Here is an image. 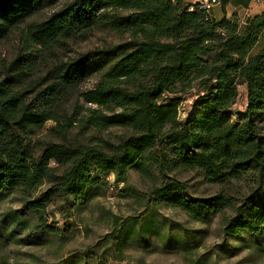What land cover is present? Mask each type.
<instances>
[{
    "label": "trees",
    "instance_id": "trees-1",
    "mask_svg": "<svg viewBox=\"0 0 264 264\" xmlns=\"http://www.w3.org/2000/svg\"><path fill=\"white\" fill-rule=\"evenodd\" d=\"M58 1L0 0V43L27 17ZM188 8L186 0H72L22 30L19 55L0 79V197L23 204L4 215L10 236L27 232L19 241L65 246L68 236L49 224L48 207L77 219L105 198L111 175L123 185L118 197L135 203L138 212L130 218L103 213L111 230L106 240L120 254L130 243L146 245L155 237L187 264H208L199 256L207 231L191 225L208 224L213 215L220 216L224 237L264 234V49L256 47L262 26L240 27L237 19L216 21ZM94 30L131 38L59 64L49 77H32L57 49ZM96 72L102 73L98 83L80 95L93 108L82 116L75 103L70 114V91ZM240 87L248 92L247 109L233 122L229 112ZM192 90L199 102L186 123L179 120L182 97L159 102L166 93ZM50 121L63 143L36 155L27 134ZM115 127L127 131L118 144L95 139L87 146L67 138L73 128ZM133 168L149 191L130 183ZM182 172H194L215 193L193 195L188 183L172 175ZM164 206L180 209L187 222L162 221ZM65 264L86 263L77 258Z\"/></svg>",
    "mask_w": 264,
    "mask_h": 264
},
{
    "label": "rangeland",
    "instance_id": "rangeland-1",
    "mask_svg": "<svg viewBox=\"0 0 264 264\" xmlns=\"http://www.w3.org/2000/svg\"><path fill=\"white\" fill-rule=\"evenodd\" d=\"M72 0H59L54 7H47L38 13L27 17L21 30H14L4 42L0 43V79H3L7 67L19 55L22 47V30L30 23H40L47 20L52 14L60 10L61 7ZM224 0L221 2L223 3ZM129 34L118 35L107 30H94L85 35H79L72 38L65 49H57L56 55H52L46 62H42L37 73L32 77L41 79L49 77L56 69V66L62 63L71 62V60L85 55L90 51L113 48L119 44H125L130 41ZM102 76L101 72H96L89 76L84 83L72 88L69 100L66 104L67 111L72 114L75 103H78L82 116L87 115V108L91 104H86L80 95L89 89L95 87ZM31 77V76H30ZM29 80L28 76L23 78L24 82ZM247 90L245 87L239 88V98L230 110V118L233 122H238L240 117L247 109ZM176 96L182 97L180 104L179 120L186 123L197 111L199 96L195 90L183 95L166 93L159 100L160 104H165L170 98ZM55 123L48 122L43 129H33L28 132L26 140L29 150L37 153L47 147L49 144L63 143L59 137H56L50 129ZM127 131L121 127L111 128L107 131L99 132L95 129H88L82 132L78 128H73L68 133V140L83 145H93L97 140L101 143L111 142L118 144L119 138L125 135ZM166 148V145H165ZM168 149V148H167ZM169 152V150H167ZM153 173L157 175L155 169ZM182 182L188 183V187L193 195L199 197H208L215 193L216 187L207 185L195 175V173H172ZM110 188L105 198L98 199L91 203L90 208L79 215L77 219H64L61 211L55 206H49L47 214L49 224L60 228L68 236L69 241L65 246H59L60 243L41 245L37 242H21L19 239H25L29 234L27 232H17L15 238L10 236L9 229L5 227L4 215L16 210H21L23 204L14 197H0V261L4 264H65L68 260L82 259L86 264H187L182 253L168 249L157 238L153 237L146 245L130 243L123 248L120 254L111 241L106 240V236L111 233L110 224L103 214L112 212L114 215H122L126 218L138 215L136 214L135 203L118 197L119 190L123 187L121 183L114 182V176H108ZM130 183L141 191H149L148 184L142 180L139 172L134 168L130 172ZM160 219L173 225L185 224L187 217L180 209H173L164 206L160 209ZM33 214H25L28 218H33ZM7 226V225H6ZM195 230L207 231L205 246L199 251V256L208 264H264V234L259 236H249L242 234L239 238L224 237L221 232V221L219 215H213L208 224L191 225Z\"/></svg>",
    "mask_w": 264,
    "mask_h": 264
},
{
    "label": "crops",
    "instance_id": "crops-1",
    "mask_svg": "<svg viewBox=\"0 0 264 264\" xmlns=\"http://www.w3.org/2000/svg\"><path fill=\"white\" fill-rule=\"evenodd\" d=\"M250 2L251 0H224L209 12V16L216 21L224 18L237 19L240 27H246L251 22L262 26V34L256 46L257 51H260L264 49V0L259 6H253Z\"/></svg>",
    "mask_w": 264,
    "mask_h": 264
},
{
    "label": "built area",
    "instance_id": "built-area-1",
    "mask_svg": "<svg viewBox=\"0 0 264 264\" xmlns=\"http://www.w3.org/2000/svg\"><path fill=\"white\" fill-rule=\"evenodd\" d=\"M223 0H186L187 5H189L188 11H206L210 12L214 7L218 6ZM263 0H251L253 6L261 5Z\"/></svg>",
    "mask_w": 264,
    "mask_h": 264
}]
</instances>
